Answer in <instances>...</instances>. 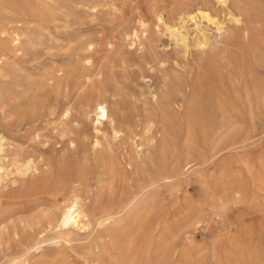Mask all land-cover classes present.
Here are the masks:
<instances>
[{
    "label": "rangeland",
    "instance_id": "374dc122",
    "mask_svg": "<svg viewBox=\"0 0 264 264\" xmlns=\"http://www.w3.org/2000/svg\"><path fill=\"white\" fill-rule=\"evenodd\" d=\"M185 1L0 0V135L9 142L4 168L10 174L0 187V264H119V259L180 264V252L187 249L192 252L186 264H264V116L251 117L237 103L232 118H175L171 156L161 152L159 118H119L120 110L132 114L143 108L146 87L137 80V65L146 71L144 58L156 53L166 67L180 72L187 68L186 58L196 54L192 21L184 31L190 45L185 58L172 51L166 34L136 27L138 16L155 23L154 9L167 11ZM59 3L67 5L65 11L52 9ZM93 4L96 12L88 9ZM256 5L264 9V0ZM4 8L11 14L4 16ZM199 9L196 20L214 34ZM134 30L142 45L133 39ZM87 41H93L92 49H86ZM105 89L116 93V104L108 106L114 118L101 119L103 148L93 153L95 111L87 114L82 103L92 106ZM68 107L70 119H65L61 111ZM110 119L118 129L132 125L133 138L127 133L112 140ZM224 142L229 149L215 155ZM117 144L124 157L117 153L118 163L110 165L106 151L117 150ZM25 153L43 163V172L52 171L55 200L25 189L32 178L16 170ZM129 159L135 163L131 168L125 164ZM165 175L172 177L162 180ZM150 180L120 216L94 222ZM72 196L81 200L93 230L67 241L37 219L60 210ZM155 222L160 227L148 237ZM36 233L43 235L38 248H24ZM171 246L179 254L167 258Z\"/></svg>",
    "mask_w": 264,
    "mask_h": 264
},
{
    "label": "bare ground",
    "instance_id": "6f19581e",
    "mask_svg": "<svg viewBox=\"0 0 264 264\" xmlns=\"http://www.w3.org/2000/svg\"><path fill=\"white\" fill-rule=\"evenodd\" d=\"M47 1L55 2V0ZM71 2L76 5L77 0H71ZM215 5H217V8H215ZM66 6L65 3H59L58 8L52 6V9L65 11ZM198 7H200L199 11L204 13L205 20L208 21L206 27L210 26L209 23L213 25L214 34L210 35L196 20L194 13ZM88 9L96 12L97 5L93 4ZM217 9L223 11V18L219 17L218 13L220 12ZM2 10L4 16L11 14L7 8ZM162 13L165 18L161 17ZM152 16L156 21L155 23H149L138 16L136 27L145 32L146 29L152 27L156 35L166 34L172 41V51L183 58L189 56L190 47L189 33L184 31L185 28H188L187 22L192 21L197 33L192 38V43L195 48L197 47V51L194 55L190 54V60L186 58L187 68L180 72L166 67L165 62L156 53L152 54L150 58H144L146 71H142L140 64L137 65V80L144 82L146 87L143 108L138 111L134 110L132 114H123L119 107L121 113H119V118H159L162 126L160 130L161 152L164 155L171 156L175 152L173 146L174 140H176L173 130L175 118H232L237 103L244 110L247 109L248 115L251 117L264 116V9L256 5V0H188L175 4L167 11L154 9ZM224 16L229 17L226 20ZM134 31L133 39L139 45H142L140 32ZM85 47L86 49H92L93 41H87ZM121 65L126 67L125 59L121 60ZM156 71L158 74H156ZM107 92L105 89L103 93H99L92 106L88 102L82 103L83 107L86 106L88 109L85 108L87 114L91 109L95 111L93 120L95 121V137L91 143L93 153L98 151L99 148H103L101 147L100 137L102 131L99 128L102 125L101 119L114 118L108 113V106L116 104V93L109 92L107 94ZM198 101L203 102V105L199 106ZM254 108L256 113L253 112ZM61 112L64 113L65 119H70L69 107ZM108 123L112 140H117L127 133L129 138H133L134 134H130L133 133L132 125L127 124L124 129H118L115 120L110 119ZM186 131L189 135L191 128L188 126ZM102 136L104 138L106 135ZM73 141L70 140V144H74ZM8 143L0 135V187L9 170L4 168L6 148L9 147ZM118 146L120 147L117 150L113 148L114 146H107L109 147L106 151L107 162L110 165L118 163L117 153L124 157L123 147L121 148V144ZM68 147H70L69 144ZM227 149H229V146L224 142L222 145L215 147L214 154L217 155ZM7 159L9 161V158ZM17 163V173L22 178H32V181L25 185V189L37 191L43 198L55 200L52 190L56 185L52 183V171L43 172L44 169L41 170L43 163L39 166L38 160L28 153H25ZM125 164L128 168H131V165L135 163L129 159ZM171 177L165 175L161 179L169 180ZM152 183L153 180H150L137 185L129 199L119 204L114 210L100 213L95 217L94 222L99 225L120 216ZM1 220L0 227L3 228ZM38 220L44 221L46 223L45 228L54 230L67 241H70L73 235H80L85 231L93 230L92 220L84 210L81 200L76 196H72L60 210L45 212L38 217ZM160 224L161 222H155L149 226L146 231L147 236H154ZM163 231L173 234L171 229L164 228ZM39 233H36L32 243L25 245L24 248L28 250L37 249L43 238V235H39ZM183 239H187V237L183 236ZM191 252V249L180 252V264L187 263ZM178 254L177 247L171 246L166 257L177 256ZM119 264L127 263L119 259Z\"/></svg>",
    "mask_w": 264,
    "mask_h": 264
}]
</instances>
